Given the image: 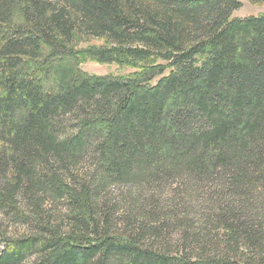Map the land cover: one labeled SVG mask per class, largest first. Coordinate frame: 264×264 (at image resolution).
Here are the masks:
<instances>
[{
    "label": "trees",
    "instance_id": "obj_1",
    "mask_svg": "<svg viewBox=\"0 0 264 264\" xmlns=\"http://www.w3.org/2000/svg\"><path fill=\"white\" fill-rule=\"evenodd\" d=\"M241 1L264 4L0 0V264H264V15Z\"/></svg>",
    "mask_w": 264,
    "mask_h": 264
},
{
    "label": "rangeland",
    "instance_id": "obj_2",
    "mask_svg": "<svg viewBox=\"0 0 264 264\" xmlns=\"http://www.w3.org/2000/svg\"><path fill=\"white\" fill-rule=\"evenodd\" d=\"M264 15V4H251L247 1H241V8L235 11L232 18H243L248 16ZM100 40L87 39L78 43V48L85 49L93 46H101ZM75 71L87 75L104 76H128L134 73V69L129 67H119L115 64H99L93 60H80L75 64Z\"/></svg>",
    "mask_w": 264,
    "mask_h": 264
}]
</instances>
